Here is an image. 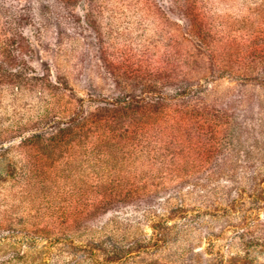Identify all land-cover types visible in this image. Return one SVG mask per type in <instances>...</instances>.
<instances>
[{
	"label": "rangeland",
	"instance_id": "obj_1",
	"mask_svg": "<svg viewBox=\"0 0 264 264\" xmlns=\"http://www.w3.org/2000/svg\"><path fill=\"white\" fill-rule=\"evenodd\" d=\"M0 264H264V0H0Z\"/></svg>",
	"mask_w": 264,
	"mask_h": 264
},
{
	"label": "trees",
	"instance_id": "obj_2",
	"mask_svg": "<svg viewBox=\"0 0 264 264\" xmlns=\"http://www.w3.org/2000/svg\"><path fill=\"white\" fill-rule=\"evenodd\" d=\"M127 99H128V98H125V97H124L123 99H121V102H124V101H125V102H129V101H131V100H127ZM131 102H132V101H131Z\"/></svg>",
	"mask_w": 264,
	"mask_h": 264
}]
</instances>
